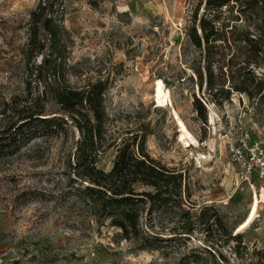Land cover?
<instances>
[{
  "label": "rangeland",
  "instance_id": "obj_1",
  "mask_svg": "<svg viewBox=\"0 0 264 264\" xmlns=\"http://www.w3.org/2000/svg\"><path fill=\"white\" fill-rule=\"evenodd\" d=\"M39 1L0 0V130L18 122L15 108L31 103L23 51L29 15ZM200 1L60 0L57 14L67 47L64 85L109 82L108 143L99 168L109 172L118 145L146 134L149 155L183 174L190 219L175 205L147 216L143 231L163 237L155 250L124 239L109 221L98 224L72 191L79 133L70 125L66 133L37 138L0 158V264H264V108L258 112L236 92L230 100L220 97V104L207 98L204 52L187 37ZM200 64L201 90L195 73ZM260 64L259 77L263 59ZM221 80L215 69L217 89ZM158 81L170 92V107L157 106ZM32 89L31 98L41 93L34 82ZM194 96L206 109V122L195 111ZM172 109L196 147L179 140ZM256 196L262 201L258 217L238 243L226 231L236 234ZM188 229L190 235H180Z\"/></svg>",
  "mask_w": 264,
  "mask_h": 264
},
{
  "label": "trees",
  "instance_id": "obj_2",
  "mask_svg": "<svg viewBox=\"0 0 264 264\" xmlns=\"http://www.w3.org/2000/svg\"><path fill=\"white\" fill-rule=\"evenodd\" d=\"M59 7L60 0H40L29 15L23 56L31 103L15 108L18 122L0 130V158L16 155L37 138L66 133L71 125L79 133L71 161L72 191L91 209L98 224L109 221L111 227L121 230L124 239L138 241L143 250H155L163 237L150 228L148 233L143 231L147 216L175 205L190 219L183 202L184 176L149 155L146 134H136L118 145L109 172L99 168V156L108 143L105 95L109 82L98 80L81 89L64 85L62 64L67 47L65 31L57 21ZM187 37L197 51L204 52L207 98L220 104V97L230 100L233 92L245 94L261 112L264 74L257 76L256 69L260 60L264 61V0H201L192 14ZM215 69L221 74L219 89ZM195 73L201 90V64ZM33 82L41 90L35 98H31ZM193 104L206 122V109L196 96ZM191 232L188 229L180 235ZM226 233L242 242V234Z\"/></svg>",
  "mask_w": 264,
  "mask_h": 264
},
{
  "label": "bare ground",
  "instance_id": "obj_3",
  "mask_svg": "<svg viewBox=\"0 0 264 264\" xmlns=\"http://www.w3.org/2000/svg\"><path fill=\"white\" fill-rule=\"evenodd\" d=\"M154 99L159 108H164L167 106L170 107L172 105L170 92L167 91L162 81H158L157 85L155 86ZM171 116L173 117L177 127L179 128V133H180L179 140L184 141L187 147H190L193 145H195L196 147L198 145L197 139L191 133V131L189 130L184 120L179 116V114L175 110L172 111ZM261 202L262 201L256 196L254 201L252 202L251 208L249 210V213L246 219L237 228L238 230L236 234H241L243 232L245 233V231L253 224L255 219L258 217V211H259Z\"/></svg>",
  "mask_w": 264,
  "mask_h": 264
}]
</instances>
